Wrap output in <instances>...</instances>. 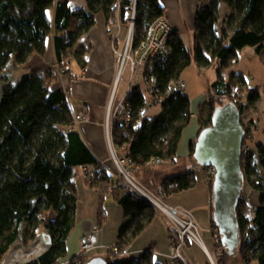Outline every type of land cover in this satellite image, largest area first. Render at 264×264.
Segmentation results:
<instances>
[{"label":"trees","instance_id":"trees-1","mask_svg":"<svg viewBox=\"0 0 264 264\" xmlns=\"http://www.w3.org/2000/svg\"><path fill=\"white\" fill-rule=\"evenodd\" d=\"M75 1L0 0V264H4L14 246L30 247L43 233L51 240V246L41 258L27 264H61L68 257L67 242L77 223L76 168H92L87 175L90 187L111 183L114 178L77 132L69 92L51 89V81L56 77L53 71L46 76L36 71L10 78V72L18 71L35 55H45L51 36L61 74L72 76L68 70L71 63L82 71L87 69L88 50L73 51L74 48L96 25L100 12L105 14L112 30L123 0H83L82 6ZM199 4L193 48L189 49L181 34L175 32L169 41L171 56L158 61L152 77L158 89L166 92L170 83L181 79L192 64L200 70L217 64V77L208 90L209 110L208 117L201 122L202 132L211 125L217 108L231 103L243 116L245 107L255 109L260 104L261 93L249 88L245 76L233 69L240 52L247 47L257 55L264 53V0H199ZM137 7L135 46L146 42L153 24L165 16L159 0H139ZM128 16L123 9L120 19L125 28ZM225 71L231 72L228 77L224 76ZM145 100L139 89L128 95L136 119L144 110ZM159 108V113L147 117L138 130L116 126L113 142L118 156L131 161L138 181L154 191L161 188L164 196L172 197L193 190L198 184L197 172L190 164L197 163L195 144L189 148L188 159L177 156L183 133L194 116L186 93L175 94ZM245 136L243 146L252 140L247 131ZM254 157L264 163L263 145L242 157L245 185L259 194L260 203L251 210L244 195L238 203V254L244 264H264V180L251 179ZM156 159L167 163L155 165ZM213 181L214 178L206 179L214 196ZM112 195L124 216L116 244L104 258L107 264H160L156 261L157 246L144 250L138 258L126 256L160 212L124 183ZM212 227L219 230L214 217ZM219 238L223 256L215 260L217 264H227L229 251L222 242V234ZM90 260L79 254L67 264H88Z\"/></svg>","mask_w":264,"mask_h":264},{"label":"crops","instance_id":"crops-1","mask_svg":"<svg viewBox=\"0 0 264 264\" xmlns=\"http://www.w3.org/2000/svg\"><path fill=\"white\" fill-rule=\"evenodd\" d=\"M75 2L79 6H82L84 3L83 0H76ZM159 3L165 9L164 18L169 21L171 27L175 29V32L180 33L183 38L184 28H186L187 25H192L194 27L195 14L200 6L199 0H159ZM96 20V25L90 30V33L80 38L77 44L78 46L88 47L86 56L87 69L82 71L76 63H71L68 66V70L70 69L72 71V76L61 74L56 65L53 36L51 37L53 55L55 57L54 62L50 64L43 63L42 58H45V53L44 56L35 55L29 61L27 65L28 68L26 67L29 72L28 74L38 71L46 76L48 71H53L56 79L54 78L51 81V89H63L69 92L70 107L71 110H73L74 116L80 115L83 112L87 114L88 120L77 123L76 130L80 133L83 142L87 144L100 165L114 177L111 183H99L96 184L95 187H90L87 175L92 168H76L75 177L78 185L77 188L79 189V204L76 218L77 223L67 242V259L69 260L79 255L80 239L95 225L100 229L98 235L99 246L96 250L92 251L94 255L89 258L106 259L108 252L116 244L119 233L118 230L121 227L124 216L123 209L119 207L115 199L112 201L109 198V196L113 194V191L110 190V186L117 184L120 178L107 142L106 114L110 96L113 91H115L118 80V64L115 50L123 43V38H125L127 34V27L125 28L123 26L121 37L115 40V32L114 30H109L105 14L100 12V14L96 16ZM116 43L119 44L118 47ZM46 44L47 51L49 48L48 40ZM21 69H23V67ZM181 78H183V75ZM128 89L126 88L122 96L126 94ZM201 102L194 103L195 106L191 102L194 119L192 124L183 133V140L178 148L179 151L177 155L180 159L185 160L190 157L189 148L192 144H195L198 134L201 131L199 118L196 120L195 117V113L201 108ZM153 110L158 111L152 113ZM159 111V107L153 108L150 110L148 118L149 116L157 115ZM190 164L194 172H197V187L193 190L186 191V193L176 194L175 196L167 198H169L168 202L170 207L179 208L186 212L188 211L195 219L196 223L198 221V214L201 213V216L204 217L205 223L204 227L202 226V231L206 234V237L204 235V237L201 238L203 239L204 247L194 245L192 241L188 240L184 248L186 257L192 264H203L200 263L198 259H200L201 256L207 258V253L213 255L216 251L213 238L210 234L211 231L214 232L215 229L212 227V220L214 217L213 194L210 192L204 172L197 168L193 161H190ZM115 179H117L116 182H114ZM81 203L83 209H86L87 205H89V211L87 214L80 216ZM169 228L170 225L167 219L159 216L153 226L136 240L126 256L128 258H138L144 253V250L152 246H157L158 255L156 261L160 264H171L168 258L171 252L168 240L171 233ZM195 251L201 252L200 257H196L193 253Z\"/></svg>","mask_w":264,"mask_h":264},{"label":"built area","instance_id":"built-area-1","mask_svg":"<svg viewBox=\"0 0 264 264\" xmlns=\"http://www.w3.org/2000/svg\"><path fill=\"white\" fill-rule=\"evenodd\" d=\"M139 0H123L118 5L117 21L114 23L112 30L115 32V40L121 37L123 24L120 19V15L123 9L128 12V26L127 34L123 38V43L115 50L117 62H118V80L122 77V74L126 69H129L131 74L129 89L121 98L117 97L116 88L110 96V101L107 106L106 114V131L107 142L112 153L114 164H116L119 182L113 184L110 187L111 191L119 189L122 183L129 186L134 192L138 193L141 197H145L152 206L159 209L164 215L170 218L173 228L176 233H170L169 237V249L170 253L168 258L171 264H192V262L186 257L184 248L188 240L196 242L200 247H204L203 239H201L198 228L196 227L195 219L187 211H183L179 208H173L166 205L163 202L164 193L161 188L156 191L146 192L139 186L138 180L133 175L131 161L122 159L118 156L113 142V129L118 126L122 128L132 127L138 130L142 122L147 119L150 110L159 107L162 103L169 100L175 94L186 93L188 84L181 78L177 81H172L170 89L166 92L160 91L155 79L152 77L155 66L159 60H167L171 56V50L169 47L170 37L175 33V29L171 27L168 20L165 18L158 19L151 27L150 34L146 39V42L135 46V23L136 14L138 10ZM117 80V82H118ZM139 89L141 93L146 96L144 103V110L142 111L138 119L135 118V110L128 101V95ZM88 117L85 112L75 116L76 123L87 121ZM243 155L250 153L253 148L246 144L243 146ZM155 165L163 166L167 163L163 159H156L153 161ZM205 178L211 179L216 175L214 167H207L204 169ZM196 224V225H195ZM99 227L92 226L85 235L80 239V254L87 255L89 252L96 250L99 246L98 235ZM219 231L216 229L213 238L216 244H219L221 238H219ZM88 256V255H87ZM207 256L212 264H215V259H220L223 256V249L219 247L216 250L215 259L213 255L207 253Z\"/></svg>","mask_w":264,"mask_h":264},{"label":"rangeland","instance_id":"rangeland-1","mask_svg":"<svg viewBox=\"0 0 264 264\" xmlns=\"http://www.w3.org/2000/svg\"><path fill=\"white\" fill-rule=\"evenodd\" d=\"M128 26V25H127ZM183 39H185V43L187 45V47L189 49L193 48L194 45V35H195V31H194V27L192 25H187L186 28H184L183 31ZM48 44H49V48L46 51V55L45 58H42L43 63H47L50 64L52 62H54V55H53V44H52V37H50L48 39ZM80 48L88 50V47L86 46H76L74 48L73 51H77ZM50 53V54H49ZM239 62L236 64V66L234 67L233 71L236 72H241L246 80L248 81L249 84V88L257 90L261 93V99H260V104L257 108L255 109H251V108H247L245 107L244 110V115L242 116V125L244 126L245 131H247V134L249 136L252 137L251 142L249 141V146L252 147L253 149L259 145H263L264 146V53L263 55H257L255 53V50L251 47H247L246 49H244L242 52H240L239 54ZM29 63V62H28ZM28 63L24 64L23 69H19L18 71H13L10 72V78L14 79V78H19L24 76L25 74H28ZM118 64V62H117ZM27 67V68H26ZM217 64L214 63V65L208 69H203L200 70L197 65L194 63L192 64L191 67L187 68L184 73H183V78L186 81V83L188 84V88L186 91V94H188L192 104L194 105V103L198 102L200 103L203 99V101L201 102V108H199L197 110V112L195 113V117L196 120L199 118V125L201 127V122L202 120H205L208 116V110H209V104H207V99L209 97V86L211 84H213V82L215 81L216 77H217ZM231 72H226L224 73L225 77H228L229 74ZM130 79H131V74L129 72V69H126L124 71V73L122 74V77H120V79L117 82L116 85V92H117V97L121 98L123 92L126 90V88L128 89L129 84H130ZM119 90V91H118ZM245 100V96L242 97V101ZM195 106V105H194ZM158 110H153L152 113H156ZM251 165L253 166V175L251 177V179H262L264 180V163L262 164V161L259 160V158L254 157L252 159ZM196 167H198V164L196 163ZM202 170V172H204V176H205V171L203 168H199ZM206 179V178H205ZM117 179L114 180V182H116ZM139 186L142 187L144 190H146V192H153L155 189H149L146 185H144L142 182H138ZM78 187L77 182H76V188ZM79 191V189L77 188V192ZM244 198L246 200V202L249 204L250 209L254 210L255 207L259 206V194L254 191V189H252V187L249 184H246L245 188H244ZM109 198L113 201L114 198L111 196H109ZM169 198L164 197L163 202L166 205H170L168 202ZM84 205H86L85 203H83ZM156 208V207H155ZM89 205H87L86 209H83L82 203L80 205V216L87 214V212L89 211ZM102 210V209H100ZM158 212H160V216L163 218L167 219V222L169 223L170 227L173 228V224L170 220V218H168L166 215H164L159 209H157ZM103 211H104V207H103ZM193 214V213H192ZM197 221V219H196ZM205 219L203 216H201V213L198 214V221H197V225L198 226V232L199 235L201 236V238L206 237V234H204V232L202 231V226L204 227V222ZM216 231V229H214V232ZM214 232L211 231V236L213 238ZM41 236H39L36 241L32 242V244H30V247L25 246L24 244H21L23 246L26 247V249H31L32 245H34L37 240L40 238ZM194 245H197V243L194 241L193 242ZM213 243L215 246V249L217 250L218 248V244H216L214 242V238H213ZM21 245H16L14 246V248L12 250H14L15 248H17L18 246ZM198 246V245H197ZM82 253L81 249L79 254ZM92 253V252H91ZM90 252L87 254L88 258L91 257L92 255H94V253L91 254ZM196 257H200V253L201 252H193ZM212 255V254H211ZM215 255H216V251L213 253V257L215 259ZM7 257L5 262L7 261ZM211 263V261L209 260L208 256L206 257H200V259H198V261L200 263L203 264H207L208 261ZM69 262V259H66L64 261H61V264H67ZM212 264V263H211ZM215 264L216 260H215ZM227 264H244L240 255L239 254H229L228 256V263ZM252 264H258V262L256 263H252Z\"/></svg>","mask_w":264,"mask_h":264},{"label":"water","instance_id":"water-1","mask_svg":"<svg viewBox=\"0 0 264 264\" xmlns=\"http://www.w3.org/2000/svg\"><path fill=\"white\" fill-rule=\"evenodd\" d=\"M213 115L211 125L198 134L194 160L197 161L199 168H215L214 221L219 227V234H222L225 248L228 249L229 254L236 255L240 246L236 211L246 186L242 170L245 129L241 123L242 114L231 103L217 108ZM40 238L47 247L51 246L52 242L47 234L43 233ZM88 264H107V262L103 258H95Z\"/></svg>","mask_w":264,"mask_h":264},{"label":"bare ground","instance_id":"bare-ground-1","mask_svg":"<svg viewBox=\"0 0 264 264\" xmlns=\"http://www.w3.org/2000/svg\"><path fill=\"white\" fill-rule=\"evenodd\" d=\"M46 248L47 246L44 244L41 238L37 240L30 250L26 249V247L23 245L18 246L10 253L5 264H22L33 262V260L37 259L38 256L44 253Z\"/></svg>","mask_w":264,"mask_h":264}]
</instances>
